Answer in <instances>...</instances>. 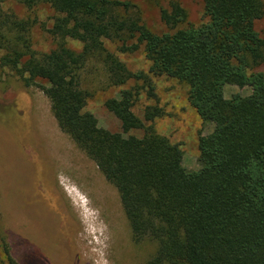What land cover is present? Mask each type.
Masks as SVG:
<instances>
[{
  "label": "trees",
  "instance_id": "1",
  "mask_svg": "<svg viewBox=\"0 0 264 264\" xmlns=\"http://www.w3.org/2000/svg\"><path fill=\"white\" fill-rule=\"evenodd\" d=\"M48 7L55 17L47 32L57 42L49 53L32 51L29 20L7 15L9 4ZM119 0H0L1 65L26 87L48 98L59 129L68 135L118 191L135 242L152 240L158 250L147 264H264V0H204L205 22L188 24L177 2L161 12L170 29L155 34ZM82 44L76 51L65 40ZM143 48L150 74L185 84L188 99L214 130L199 140V170L183 166L184 152L152 126L164 117L134 108L147 82L108 52ZM98 55L112 87L124 89L105 107L121 133L99 127L87 111L82 71ZM251 89L226 99L224 86ZM150 87L149 97L154 98ZM142 131L143 136L131 135ZM7 264H19L5 244Z\"/></svg>",
  "mask_w": 264,
  "mask_h": 264
},
{
  "label": "rangeland",
  "instance_id": "2",
  "mask_svg": "<svg viewBox=\"0 0 264 264\" xmlns=\"http://www.w3.org/2000/svg\"><path fill=\"white\" fill-rule=\"evenodd\" d=\"M119 1L134 5L133 12L155 34L170 30L161 12L175 2L186 10L188 24L205 22L204 0ZM4 10L34 25L29 35L32 51L49 53L56 48L57 42L47 32L55 17L50 8L29 10L12 3ZM256 29L264 36V18ZM65 43L76 51L83 47L69 39ZM106 43L108 52L130 73L148 77L147 82H140L144 90L135 114L144 119L146 108L161 109L164 117L147 125L181 147L186 169L199 170V140L214 127L205 124L191 106L188 87L165 76H152L143 48L122 53L120 45ZM4 53L0 49V264H7L5 244L19 264H147L158 244L148 239L135 242L117 189L59 129L41 88L26 87L14 70L1 65ZM82 81L89 94L87 111L100 128L121 133L120 122L105 103L131 86L112 87L98 55L88 60ZM150 87L154 98L149 97ZM224 93L230 99L236 94L249 96L251 89L225 85ZM131 135L141 137L143 132Z\"/></svg>",
  "mask_w": 264,
  "mask_h": 264
},
{
  "label": "bare ground",
  "instance_id": "3",
  "mask_svg": "<svg viewBox=\"0 0 264 264\" xmlns=\"http://www.w3.org/2000/svg\"><path fill=\"white\" fill-rule=\"evenodd\" d=\"M65 186H66V185H65ZM70 197H73V198H74V196H73V194H72L71 192H70ZM75 198H76V197H75ZM75 198H74V199H75ZM74 202H78V203H79L80 201H79L78 199H75ZM84 205H85V204H84ZM86 207H87V206H86ZM76 210H77V209H76ZM76 213H77V211H76ZM79 214H80V213H79Z\"/></svg>",
  "mask_w": 264,
  "mask_h": 264
}]
</instances>
